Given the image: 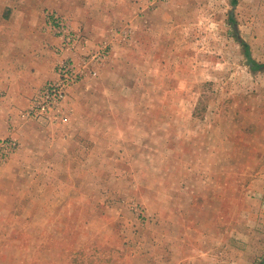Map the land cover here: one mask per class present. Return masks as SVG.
<instances>
[{
    "label": "rangeland",
    "instance_id": "1",
    "mask_svg": "<svg viewBox=\"0 0 264 264\" xmlns=\"http://www.w3.org/2000/svg\"><path fill=\"white\" fill-rule=\"evenodd\" d=\"M12 6L61 38L57 76L85 73L57 119L24 112L28 166L0 178L39 180L17 212L46 225L4 212L0 261L264 264V0H0L2 18Z\"/></svg>",
    "mask_w": 264,
    "mask_h": 264
},
{
    "label": "crops",
    "instance_id": "2",
    "mask_svg": "<svg viewBox=\"0 0 264 264\" xmlns=\"http://www.w3.org/2000/svg\"><path fill=\"white\" fill-rule=\"evenodd\" d=\"M7 10H10V13L5 18H2V12L0 15V138L9 135L17 138L20 141L21 151L12 158L9 164L0 168V174L1 171L6 169L14 168L20 171L21 167L28 166V161L24 156L28 147L27 138L28 135L34 133H29L27 130L22 132L21 129L23 126L25 128L27 124L32 125L35 122L27 118L24 112L37 89L47 80L57 79L58 76L54 67L58 61V55L53 53L51 48L53 45H60L61 42L59 36L52 33L48 28H42L46 26L45 18L42 17L44 23L39 19L35 20L26 8L19 10V6H12ZM35 21H37V24ZM34 25H36V28H34ZM36 34H41L42 37L38 39L36 37L34 41ZM64 118L61 117V121L50 126H60L70 120L69 116H66V120ZM39 133L41 135L45 134L43 131ZM17 160H20V162H16ZM29 167V169L25 168L26 172H29L34 166L31 164ZM28 175H25V183L23 178L18 175L14 179L15 182L10 184H3L0 178V220L5 218L3 213L6 211L9 212L7 219L10 220V223L13 221L15 226L17 225V219H25L30 216L31 221L29 228L26 230L37 235L43 233L46 224L43 222L39 229L34 227V223H38L39 214L37 211L33 213L31 209L34 203L32 198L31 201H27L32 214L29 216L24 213L19 215L17 212L16 202L19 191L16 187L21 185L27 187L29 179L31 185L37 187L40 185L39 180H35L33 174L30 178H27ZM90 182L93 183V180H90ZM99 244L114 245L112 241L109 242L103 237L102 232ZM0 264L6 263L0 261Z\"/></svg>",
    "mask_w": 264,
    "mask_h": 264
},
{
    "label": "built area",
    "instance_id": "3",
    "mask_svg": "<svg viewBox=\"0 0 264 264\" xmlns=\"http://www.w3.org/2000/svg\"><path fill=\"white\" fill-rule=\"evenodd\" d=\"M82 73H85L83 69L73 68L67 63L61 64L58 70V79L48 82L38 91L25 112L26 116L46 121L57 119L60 107L68 96V87L75 84L81 78ZM17 147L16 139L3 142L0 145V162H4Z\"/></svg>",
    "mask_w": 264,
    "mask_h": 264
},
{
    "label": "trees",
    "instance_id": "4",
    "mask_svg": "<svg viewBox=\"0 0 264 264\" xmlns=\"http://www.w3.org/2000/svg\"><path fill=\"white\" fill-rule=\"evenodd\" d=\"M233 2L235 3L236 2V0H233ZM241 43L243 44V47H244V49H245V52L247 53V55H249V47H248V44L244 41V40H242L241 39ZM264 261V258H263V260H261V263Z\"/></svg>",
    "mask_w": 264,
    "mask_h": 264
}]
</instances>
